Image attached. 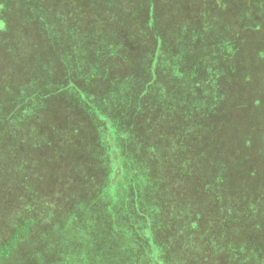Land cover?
Returning a JSON list of instances; mask_svg holds the SVG:
<instances>
[{"label":"trees","instance_id":"trees-1","mask_svg":"<svg viewBox=\"0 0 264 264\" xmlns=\"http://www.w3.org/2000/svg\"><path fill=\"white\" fill-rule=\"evenodd\" d=\"M23 1L30 10L21 30L39 40L35 48L27 35L24 54L11 12L0 10V203L21 217L25 199L60 194L68 179L94 210L86 215L90 230L71 244L66 231L54 230L13 258L38 214L11 223L0 264H132L136 253L141 264H157L155 251L160 260L177 248L167 241L166 209L182 199L185 217L177 221V209L171 218L185 226V264H264V224L241 228L234 217L243 200L264 207V0L191 4L181 21L164 0L135 2L122 15L113 6L116 21L97 24L78 48L55 36L42 17L45 0ZM141 35L148 49L128 56L127 44ZM117 52L128 56L125 72L107 76ZM169 128H180L185 144L167 148ZM169 258L159 262L177 264Z\"/></svg>","mask_w":264,"mask_h":264},{"label":"rangeland","instance_id":"rangeland-1","mask_svg":"<svg viewBox=\"0 0 264 264\" xmlns=\"http://www.w3.org/2000/svg\"><path fill=\"white\" fill-rule=\"evenodd\" d=\"M36 1V0H34ZM44 0H41L43 2ZM142 1V0H45L43 6L44 12L42 14V17H46L48 22L51 23V27L54 28V34L55 36H67L69 40L74 41L73 48H78L79 46H84L85 42L88 38H91V35H96L95 32L99 27L96 26L97 24L104 25V27H108L111 22L109 18H111L112 22L116 21L115 14L112 12L111 7H118L119 11H116V14H128L129 7L133 8L135 2ZM161 1V0H159ZM212 1V2H211ZM215 0H164V3L166 5H169L168 9L170 10H176V13H179L178 18L181 20H185V6H191L194 5L198 6L199 8L214 6ZM16 5V7L12 8L11 6ZM35 4V3H34ZM160 4V3H159ZM192 4V5H191ZM161 5V4H160ZM174 5V6H171ZM36 6V4H35ZM30 4L26 3L23 0H0V10L6 11L10 13V17L8 18V21L13 25L12 32L15 33L14 35V43L16 44V49H19L20 52L24 54L26 50V44L28 43V39L30 43H34V47L37 46V35L31 31L30 32H22V22H24L23 15L30 10ZM188 8V7H187ZM200 8V9H201ZM168 9L166 12H168ZM133 15H136V11L132 9ZM12 15V16H11ZM105 18H107L105 20ZM184 18V19H181ZM109 19V20H108ZM42 20V19H41ZM37 21V20H36ZM47 21V20H46ZM117 24V22H115ZM76 28L78 31L74 33V29ZM99 30V29H98ZM112 32L110 37L112 39H115L116 33ZM25 34V35H24ZM65 34V35H63ZM28 39L25 37H27ZM47 36V35H46ZM88 37V38H87ZM86 38V40H84ZM124 40L129 39V34H126L123 38ZM84 40V41H83ZM148 37L146 35H141L137 40L133 42V46L131 44H127V49H130V52L128 54L131 55V57L137 52H140L142 50L148 49L149 44ZM14 44V45H15ZM36 48V47H35ZM66 51L69 53V49L66 48ZM116 54H111L109 57L110 59L107 61V66L109 68V74L107 76L114 77L118 74H124V62L128 58L127 55H121V52H117ZM67 55V53L65 52ZM69 57V56H67ZM73 62V56L71 58ZM74 63V62H73ZM77 70V69H76ZM83 73V70L79 68L77 71L78 77L83 79L84 77L81 76ZM100 76V75H99ZM79 78V80H81ZM94 81V80H93ZM80 85L83 86L82 80L79 81ZM180 128H176L174 130H171V128L168 129L167 134L162 138V140L166 141L167 148H171L172 146H176L177 142H183L185 144V134H179ZM177 132V133H176ZM74 132H64L65 137H72L74 136ZM76 136L80 137L82 134H76ZM32 142L31 145H35L37 142L35 138L30 136ZM33 139V140H32ZM29 142V143H30ZM35 142V143H34ZM31 153V152H30ZM28 153L27 155H24V162H29L28 160L33 157V153ZM21 161H18V166L20 167ZM35 168V167H34ZM68 168L64 165L63 166V172L66 171ZM18 172V171H17ZM91 173V171H90ZM89 171V177L96 178V173L93 172V175H90ZM144 174V172H142ZM158 173L160 175L156 176L153 175L155 180L161 178L163 176V171L160 170ZM26 175V174H25ZM65 175V174H64ZM80 177H86L87 174H85L84 171H81L79 174ZM29 177L37 178L38 175L35 172V176H33V173L29 175ZM88 177V176H87ZM86 177V178H87ZM39 179V178H38ZM90 178H87V183L90 184ZM66 182V184H65ZM94 181V183H96ZM64 186L62 187V191H59L60 194H56L55 191H51L52 193H48V196L46 193H43L40 197L39 194H35L32 198H27L24 200L27 201V206H22L20 210L17 212L21 214L22 216L17 217L14 215V213L11 214V211L9 209H5L2 203H0V243L4 244L8 240L11 234H9V231L11 229V223L19 224L20 222L29 220V218L34 214H38V219L36 224L31 229L30 234L28 236L23 237V241L19 245V249L16 250L15 254H10L9 258H13V256H21V254L25 253L27 251V247L29 245L28 242H32L35 240V238H39L40 243H43L45 240L44 238L47 237L49 234H51L54 230L59 233H68V239L70 240V244L72 243V236H75L76 238L78 235L82 232H84L87 228V230H90L89 228V222L87 219V214L91 213L92 206L90 207L91 197L86 198L85 195L80 194L78 191V194L76 192V187L74 190V184L71 185L69 183V180L66 179V181H63ZM86 185L85 187H88V194H91L89 189L93 187V184ZM48 187H50L49 184H46ZM37 193H40L38 191ZM76 194V195H75ZM83 194H85L83 192ZM55 195H58L59 197H55ZM96 195H94L95 197ZM56 199V200H54ZM5 203V202H4ZM185 206V200L182 199V203L178 200L175 201V203L170 204L168 206V213L171 214V216H174L177 212V209L180 214H177V221L185 217V211H183V207ZM238 206L240 208L238 209V213L234 215H238V221L239 225L242 226L241 228L245 227H251V226H259L263 225L264 221L260 219V215L258 213H263V209L261 210V207H259L258 204L252 205V201H241L238 203ZM10 207V205H9ZM7 208V207H6ZM182 209V210H180ZM84 210L86 213H84ZM89 211V212H88ZM8 212V213H5ZM88 212V213H87ZM166 212V211H165ZM16 214V213H15ZM85 214V215H84ZM169 214V215H170ZM14 215V216H13ZM13 216V217H11ZM78 216L77 222H75V218ZM170 216V233H167V241L171 245L172 239L177 242V248L175 249H167V252H161L160 260L163 259L165 261L166 256H170L169 259L173 260L177 264H185V252H188V250L185 251V226L178 225L177 221L171 218ZM259 217V219L257 218ZM34 220V219H33ZM183 220V219H182ZM13 221V222H12ZM35 221V220H34ZM242 222V223H241ZM13 227V225H12ZM7 228V229H6ZM68 228V229H67ZM52 235V234H51ZM60 235V234H59ZM64 236V234H62ZM61 235V236H62ZM62 236V238H63ZM200 237V236H198ZM85 238V237H84ZM198 238L195 239L197 241ZM129 242V240H128ZM187 242V241H186ZM28 243V245H27ZM188 243V242H187ZM180 245V246H179ZM189 245V244H188ZM197 253V252H196ZM157 251H155V254L153 255L155 262L157 264H161L158 260ZM136 257V261L132 264H141V257L140 254L136 253L134 254ZM195 255V254H194ZM192 258L191 253L188 254V259ZM7 257H5L6 259ZM8 259V258H7ZM6 259V260H7ZM17 262V261H16ZM15 262V263H16ZM17 262L18 264L21 263ZM175 264V263H174Z\"/></svg>","mask_w":264,"mask_h":264}]
</instances>
